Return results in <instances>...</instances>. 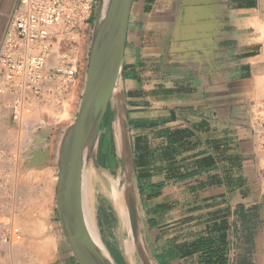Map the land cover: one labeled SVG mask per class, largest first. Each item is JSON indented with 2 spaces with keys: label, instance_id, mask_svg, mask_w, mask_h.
I'll list each match as a JSON object with an SVG mask.
<instances>
[{
  "label": "crops",
  "instance_id": "obj_1",
  "mask_svg": "<svg viewBox=\"0 0 264 264\" xmlns=\"http://www.w3.org/2000/svg\"><path fill=\"white\" fill-rule=\"evenodd\" d=\"M17 1L0 0V42ZM119 80L122 92L115 88L101 126L95 175L106 195L115 191L118 179L106 168L116 166V124L124 137L125 124L152 263L201 264L193 244L208 238L223 248L227 264H264V171L252 133L253 104L264 99V0H133ZM1 99L0 150L11 160L0 162L6 179L13 154L28 155L25 135L39 139L45 128L21 132ZM93 203L91 196L88 214ZM49 218L47 230L27 224L32 233L23 237L40 241L38 259L48 256L53 237L47 264H77L59 217ZM24 254L1 250L8 258L0 264Z\"/></svg>",
  "mask_w": 264,
  "mask_h": 264
},
{
  "label": "built area",
  "instance_id": "obj_2",
  "mask_svg": "<svg viewBox=\"0 0 264 264\" xmlns=\"http://www.w3.org/2000/svg\"><path fill=\"white\" fill-rule=\"evenodd\" d=\"M98 0H18L0 42L1 104L22 131H36L41 122L29 117L34 104L60 106L81 82L88 62L87 29ZM252 133L264 171V99L253 104ZM32 144L34 138H27ZM9 157V156H8ZM11 161V160H10ZM0 150V162H9ZM0 167V251L23 238L11 212L16 193ZM1 256V255H0Z\"/></svg>",
  "mask_w": 264,
  "mask_h": 264
},
{
  "label": "water",
  "instance_id": "obj_3",
  "mask_svg": "<svg viewBox=\"0 0 264 264\" xmlns=\"http://www.w3.org/2000/svg\"><path fill=\"white\" fill-rule=\"evenodd\" d=\"M132 1L98 0L78 111L73 122L63 132L59 143L54 186L56 209L63 237L70 246L77 264H118L88 219L81 178L89 147L93 149L94 160L97 162L101 126L112 101L113 91L120 88L122 92L119 75ZM124 127L132 156L125 124ZM39 140L38 143L34 139L31 145L45 143V140ZM41 151L33 149V157L41 154L45 160L48 153ZM120 160L122 163L121 157Z\"/></svg>",
  "mask_w": 264,
  "mask_h": 264
},
{
  "label": "rangeland",
  "instance_id": "obj_4",
  "mask_svg": "<svg viewBox=\"0 0 264 264\" xmlns=\"http://www.w3.org/2000/svg\"><path fill=\"white\" fill-rule=\"evenodd\" d=\"M96 10V8H95ZM95 10L93 12V18L91 21L90 26L87 29L86 35V53L89 55V48L91 42V34L93 28V21L95 18ZM86 71H87V64L86 68L83 70L81 82L76 84L72 89L73 91L68 96V99L65 100L60 106H51L48 107L46 105H39L33 108L32 116L29 117L33 118L34 120L41 122L40 128H45L44 133L38 132L41 138L47 137L49 140L46 141V145L42 144H35L28 147V155L26 156H19L18 153L13 154V162L10 164V169L6 176V181L12 185L15 190V197L13 198L12 202H14L13 211L11 215L13 217V221L18 224L23 233L32 231L26 230L25 226L28 224L30 225H38L41 229L40 231L44 232L47 230L49 226L50 214L53 216L58 217V212L56 209V202H55V194H54V186L55 183L52 185V190L50 191V180L51 177L55 178L57 176V169H56V155L57 149L59 148V139L61 138L63 132L66 128L73 122L77 111L78 106L81 99V93L83 90V86L85 83L86 78ZM66 112V113H65ZM36 131H33L37 134ZM22 136V135H21ZM26 138H34L31 134L25 135ZM35 139V138H34ZM39 143V139H36ZM115 144V143H114ZM42 145V146H41ZM33 149H40L44 150L48 153V156L44 160L42 159V155H38L36 158L33 157L32 150ZM43 152V151H41ZM113 156L116 158V166L112 170L108 167L106 169L118 179L117 187L115 191H110L108 195L105 194V187L106 184L102 181L96 182L105 194H95L93 206L90 205L89 208V215L91 219L95 223L96 229L103 240L104 244L108 248L109 252L115 259L118 264H129V262L125 259V254L129 250V245L131 242V233L129 234L128 231L122 226L121 219L119 217L118 210L114 205V199L117 195L118 187L120 190L124 187L125 179L123 178V174L121 172V160L119 155L116 152V148H113ZM132 160V156H131ZM100 165V164H99ZM132 165V161H131ZM47 166V167H46ZM50 170H49V167ZM43 168L48 169V171L41 170ZM32 171L31 173L29 171ZM133 170V165H132ZM31 174H29V173ZM38 172V174H37ZM48 172L49 175H48ZM44 173V174H43ZM45 173L48 175L44 176ZM31 178H28L29 175ZM38 177H37V176ZM40 175V176H39ZM35 177V178H34ZM29 181V182H28ZM137 197H138V210H136V219L140 225L137 228L139 233L144 237V245L147 249V253L152 260L149 248L145 239V234L143 231L142 226V218L140 212V203H139V191L138 186L136 183V179L134 177ZM55 182V181H54ZM49 183V184H48ZM103 187V188H102ZM108 188V187H107ZM109 189V188H108ZM111 190V189H110ZM112 194V195H111ZM47 195V196H46ZM49 195V196H48ZM103 196V197H102ZM102 197V198H101ZM106 200H105V199ZM27 199V200H26ZM111 199V200H110ZM103 200V202H102ZM44 207L46 208L44 210ZM139 215V216H138ZM40 242V241H39ZM33 241H26L23 237L22 240L16 244L12 250H19L20 253L25 254L18 260H15V264H36L37 262V255L38 248L37 245L39 243ZM34 246H33V244ZM22 249V250H21ZM139 253L137 252L134 258V264H144L141 257H139ZM8 256L5 258H0L1 262H5ZM153 261V260H152Z\"/></svg>",
  "mask_w": 264,
  "mask_h": 264
},
{
  "label": "bare ground",
  "instance_id": "obj_5",
  "mask_svg": "<svg viewBox=\"0 0 264 264\" xmlns=\"http://www.w3.org/2000/svg\"><path fill=\"white\" fill-rule=\"evenodd\" d=\"M116 89L113 91V94H112V101L113 102H115V100L117 99ZM117 90L121 92L120 88H118ZM35 106L37 107V106H39V104H34L32 106L31 114H30L31 116H32V112L34 111L33 108ZM116 134H117V140L119 143L118 153L122 159L121 172L123 174V178L125 179V184L121 190L118 187L116 198L114 199V201L112 200V202H114V205L116 206V209L118 210L122 226L128 231V233L129 232L131 233V234L129 233L131 235L130 236L131 242L129 245V250L125 254V259L129 262V264H134V258H135L136 253L138 252L140 255L139 257H141L144 264H153L152 260L148 256V253H146L147 252L146 247L144 245H141V243L142 244L144 243V237L139 233V231L136 228L140 225V223H138V221H137L138 218L136 219V216H137L136 210H138V207H139L138 197H137L138 193L136 191V185H135V181L133 178V170H132V165H131V161H132L131 160V152H130V148H129L127 131L125 132V137H124L122 131L120 130V128L116 124ZM93 154H94L93 149L91 147H89V149L86 153V156H85L84 164H83L81 184H82L83 201H84L85 209H86V212L88 215V219L91 222L93 229L96 231L95 223L91 219V216L88 214L86 203H87V199H89L91 196L95 197V194H99V193L104 194V193L95 180L97 162H95ZM43 169L45 170L46 168H43ZM41 170H42V168H41ZM44 170H42V171L44 172ZM46 170L48 171V169H46ZM49 170H50V167H49ZM29 172L31 173L32 171L30 170ZM49 173L50 172H48V175H49ZM37 174H38V172H37ZM30 175L28 178H31ZM46 175L47 174L45 173L44 176H46ZM48 175H47V177H48ZM50 177H51V180L49 182L50 183V189L49 190L51 191L53 188L52 185L55 183L54 181H56V177L53 179H52L53 176H50ZM102 202H103V200H102ZM45 209L46 208L44 207V210ZM42 247H43V245H42ZM46 250H45V252H48V256L47 255L46 256H40L39 259L37 258L38 259L37 264H47V261L51 257V253L54 250V239H53V237H48V240L46 243Z\"/></svg>",
  "mask_w": 264,
  "mask_h": 264
},
{
  "label": "trees",
  "instance_id": "obj_6",
  "mask_svg": "<svg viewBox=\"0 0 264 264\" xmlns=\"http://www.w3.org/2000/svg\"><path fill=\"white\" fill-rule=\"evenodd\" d=\"M138 191L141 194L142 188L137 180ZM159 189L163 184H154ZM196 251H201L199 261L201 264H227L224 256V250L220 246H215L213 241L208 238H203L193 244Z\"/></svg>",
  "mask_w": 264,
  "mask_h": 264
}]
</instances>
